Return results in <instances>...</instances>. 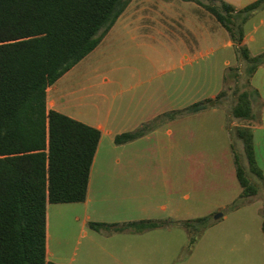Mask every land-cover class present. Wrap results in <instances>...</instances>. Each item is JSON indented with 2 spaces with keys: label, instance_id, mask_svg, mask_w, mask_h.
<instances>
[{
  "label": "crops",
  "instance_id": "1",
  "mask_svg": "<svg viewBox=\"0 0 264 264\" xmlns=\"http://www.w3.org/2000/svg\"><path fill=\"white\" fill-rule=\"evenodd\" d=\"M223 1L233 6L235 10H241L258 0ZM158 3L164 9V0H131L119 18L125 16L132 19V22L143 23L146 28H153V23L165 27L164 11L158 13L156 10L159 7ZM191 9L197 10L195 5ZM256 11H264V4L254 12ZM154 13L157 14L153 16ZM172 16L181 24L180 13H174ZM190 20L189 22L195 26V16ZM170 32L172 31L161 29L157 33L170 37ZM180 32H173L171 36L177 38L176 44L180 48L177 50L179 61L181 66H185L196 59L195 44L198 34L194 30ZM227 35L226 32L225 36ZM190 37L191 42H187L185 39ZM257 43L252 31L244 33L241 45L250 49L249 45ZM232 44L227 38L226 45L232 48ZM257 49H259L257 52L249 51V54L257 56L264 53L262 44ZM223 66L220 80L222 82L224 70L230 66V61L224 60ZM132 70L140 75L142 69L133 67ZM64 76L47 89V108L98 129L100 139L90 168L85 201L68 204L72 207L58 209L51 205L48 207V259L58 264L173 262L181 249L179 224L175 225L178 221L173 216L174 210L177 211L174 194L180 190L181 182L196 184L190 179L195 175L190 167L196 170V167L211 165L210 154L205 150L201 151L206 149V129L209 131L207 135L211 134V125L210 123L206 125L205 122L206 114L211 119L213 115L217 117L222 113L224 122L226 120L225 112L219 108H209L196 114L187 113L185 116H181L183 115L181 111L195 102L213 99L220 88L213 93L210 91L198 94L196 100L194 72L180 78L173 77L168 81L158 79L142 81L140 78L141 80H133V84L129 86H125L127 80L124 78L121 82L107 77L100 80L93 77L83 83L71 84V81L62 79ZM204 78L206 79V73ZM206 83H210V78L206 79ZM250 84L257 90L260 101L264 103V66L255 71L250 78ZM113 87H119V90L117 92L114 90L112 94ZM117 96L120 97L119 100L115 99ZM192 116H203L204 119L202 133L204 141L202 140L203 147L200 148L193 146L197 132H193V140L189 142L182 141L179 132V130L183 132L180 122ZM250 128L256 164L264 176V106L258 110L257 120ZM138 131L142 133L141 136L130 142L124 144L114 142V138L119 134ZM198 140L201 141L200 138ZM195 149L198 150L193 153L184 152ZM184 168L187 174L182 175L181 171ZM202 175L205 189L207 183L211 184L212 177L206 173ZM240 193L238 192V195ZM165 195L171 202L168 206L159 205L157 202L155 206L151 205L150 198L155 197L162 201ZM225 206V204L219 206L217 211L224 210ZM54 212L59 215V220L55 222L56 232L53 230L55 223L53 227L51 223V214ZM257 214L261 217L259 222L257 219L256 223H237L235 226H241L238 231L237 227L234 228L235 231L222 228L218 241L217 238L212 242L207 241L206 246L212 248L211 251L218 245L220 264H264V236L261 229L263 213L259 211ZM224 218L226 219V216L222 214L215 220ZM141 221L162 225L137 231L132 228L123 231L115 229L124 224ZM93 222L115 227L97 231L89 226ZM244 227H253L254 232ZM76 233L77 237H74ZM196 246L184 264H196L195 258L198 253Z\"/></svg>",
  "mask_w": 264,
  "mask_h": 264
},
{
  "label": "trees",
  "instance_id": "2",
  "mask_svg": "<svg viewBox=\"0 0 264 264\" xmlns=\"http://www.w3.org/2000/svg\"><path fill=\"white\" fill-rule=\"evenodd\" d=\"M130 1L0 0V264H58L47 254L48 207L85 201L100 131L48 109L47 89L99 46ZM184 1L207 10L244 61L250 89L235 92L230 109L231 121L245 122L234 129L246 162L236 156L235 177L241 198L259 192L264 198V176L256 165L250 128L257 120L256 104L258 110L264 106L250 84L255 71L264 66V53L251 56L241 45L242 26L264 0L241 10L223 0ZM239 77L236 74L234 81ZM223 94L195 102L181 114L214 108ZM141 134L122 133L114 142L124 144ZM207 223L198 218L182 224L189 236L186 256L196 240L193 231L204 230ZM158 225L162 223L141 221L115 229L137 231ZM89 226L97 231L115 227L95 222ZM261 229L264 236V213Z\"/></svg>",
  "mask_w": 264,
  "mask_h": 264
},
{
  "label": "rangeland",
  "instance_id": "3",
  "mask_svg": "<svg viewBox=\"0 0 264 264\" xmlns=\"http://www.w3.org/2000/svg\"><path fill=\"white\" fill-rule=\"evenodd\" d=\"M200 1L207 3L206 0ZM164 2V9L158 3L159 7L156 10L158 13L164 11L165 27L153 23V28H146L143 23L141 24L138 21L132 22V19L122 16L112 31L103 38L99 46L67 72L62 79L64 81H71V84H76L79 82L83 83L93 77H96L97 80L107 77L108 79L120 80L121 82L124 78L127 80L125 86H129L133 84V80L142 79V81H147L158 79L168 81L173 77L180 78L183 75H189L191 72H194L196 75V100L198 94L209 93L210 91L213 93L220 88L214 94V98H216L218 93L224 92L216 100L214 108H219L225 112V122L222 113L219 116L217 115V117L213 115L211 119L208 117V114L205 116L206 125H209V123L211 125V134L210 136L207 135L209 131L206 129V149H201V151L205 150L206 153L210 154L211 165L196 167V170L194 167H190L195 172V175H192L190 179L196 184H193V182L187 184L181 182L180 190L174 194V199L177 202V211L174 210L173 216L178 221L175 222V225L179 224L178 233L181 249L178 257L173 262H165V264L185 263L189 236L182 224L193 222L198 218H206L208 222L206 228L203 230L199 227L192 233V236L196 238L193 248L197 245L198 251L195 261L196 264H220L218 245L216 249L211 251L212 248L210 249L206 246L207 241L212 242L214 238H217L216 241H218L223 229L235 231L236 229L234 228L237 227L235 226L237 223H256L257 219L259 222L261 217L257 213L259 211L260 213H264L262 192L248 199L241 198L242 189L235 177L236 156L240 157L242 164L245 165L246 162L242 143L238 139L234 129L245 122L239 120L231 121L230 109L236 98L235 92L239 91L240 93L250 89L244 75L246 66L244 61L238 58L235 46L232 44L231 48L226 45L227 38L231 41L229 34L227 33V37L225 36V30L207 10L193 1L164 0ZM193 5L197 9L196 11L191 9ZM174 13L181 14V24L175 21V18H172ZM155 14L157 13H154L153 16ZM194 16L195 26L190 20ZM161 29L172 31L169 33L170 37L166 35L162 36L159 34L160 32L157 33ZM186 30H194L198 34L196 37L197 43L195 44L196 59L191 64L181 66L177 51L180 49L179 45L176 44L177 38L172 37L171 33L185 32ZM242 31L244 33L252 31L253 36L258 41L257 45H249L250 49H247L248 52H257L259 50L257 47L261 46V44L264 46V11L253 12L242 26ZM210 35L211 37H209ZM185 40L191 42V37ZM224 60H229L230 66L225 68L222 82L220 80L222 76L221 70L224 68ZM133 67L141 68V74H135L132 70ZM205 73L206 79L210 78V83H206V79L204 78ZM209 73L210 75H208ZM236 74L240 75L237 82L234 81ZM57 85L59 87L60 83ZM114 90L117 92L119 87H113L112 94ZM115 99L119 100L120 97L117 96ZM254 109L257 115L258 104H256ZM199 112H195V114ZM181 116H185V114ZM203 121V116H192L187 120H182L180 128L183 132L181 133L179 130L182 141L189 142L193 140L192 134L193 132H197L193 146L196 148L203 147ZM197 150L182 151L193 153ZM204 173L212 177L211 184L207 183L205 189H203L205 180L204 175H202ZM181 174H187L185 168L181 171ZM194 186L196 187L194 188ZM238 192L241 193L238 195ZM150 199L152 200V206H155L156 202L159 205L164 204L167 206L171 203L166 195L162 197V201L155 197ZM224 204L226 205L224 210L217 211L218 207L224 206ZM234 204H238V207L233 209ZM51 207L58 209L60 207L72 206L68 204H56L51 205ZM237 209L240 210L237 212ZM217 214H224L226 219L216 221L215 216ZM58 220L59 215L56 212L52 213V227ZM231 225L234 226L231 227ZM239 227L241 226L238 225L237 231L240 229ZM244 228L254 232L253 227ZM56 229L57 224L55 223L53 230L56 232ZM74 237H77V233L74 234Z\"/></svg>",
  "mask_w": 264,
  "mask_h": 264
},
{
  "label": "water",
  "instance_id": "4",
  "mask_svg": "<svg viewBox=\"0 0 264 264\" xmlns=\"http://www.w3.org/2000/svg\"><path fill=\"white\" fill-rule=\"evenodd\" d=\"M219 217H221V214H217V215L215 216V219H217V218H219Z\"/></svg>",
  "mask_w": 264,
  "mask_h": 264
}]
</instances>
